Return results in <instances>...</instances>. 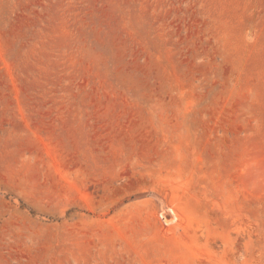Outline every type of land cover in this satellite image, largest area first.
Wrapping results in <instances>:
<instances>
[{"label":"rangeland","instance_id":"obj_1","mask_svg":"<svg viewBox=\"0 0 264 264\" xmlns=\"http://www.w3.org/2000/svg\"><path fill=\"white\" fill-rule=\"evenodd\" d=\"M0 264H264V0H0Z\"/></svg>","mask_w":264,"mask_h":264}]
</instances>
